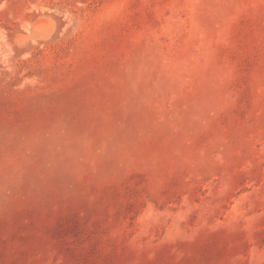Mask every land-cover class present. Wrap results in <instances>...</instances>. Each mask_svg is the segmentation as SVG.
Segmentation results:
<instances>
[{
  "label": "rangeland",
  "instance_id": "obj_1",
  "mask_svg": "<svg viewBox=\"0 0 264 264\" xmlns=\"http://www.w3.org/2000/svg\"><path fill=\"white\" fill-rule=\"evenodd\" d=\"M0 264H264V0H0Z\"/></svg>",
  "mask_w": 264,
  "mask_h": 264
}]
</instances>
